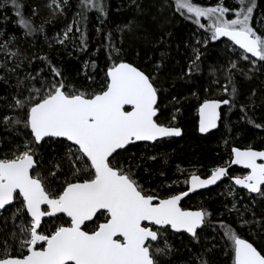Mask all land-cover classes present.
<instances>
[{
  "label": "snow or ice",
  "instance_id": "obj_1",
  "mask_svg": "<svg viewBox=\"0 0 264 264\" xmlns=\"http://www.w3.org/2000/svg\"><path fill=\"white\" fill-rule=\"evenodd\" d=\"M158 2L161 8L172 6L166 0ZM9 3L16 9L17 22L26 35L43 31V25L36 27L30 18L22 15L23 5L19 0H2L0 6ZM66 4L67 0H51L48 7L62 12ZM132 5L143 12L137 0H132ZM239 5L238 9H229L223 6L222 0L215 6L175 0L176 10L192 14L189 18L194 19L199 28H206L212 41L223 37L239 46L243 51L238 54L251 64L250 71L257 70L258 62L259 67L264 68V18L254 20L256 0H239ZM79 6L81 11L77 15L81 20L86 19L84 13L89 9L107 15L105 0H80ZM228 14L234 18L228 19ZM33 15H36L35 9ZM203 17H207L208 23H200ZM254 24L260 26L259 32ZM136 27L135 21H130L119 31L133 32ZM71 31L72 25H69L63 33L66 39ZM163 40L161 36L160 42ZM80 41L87 47L83 32ZM58 42L64 43L63 40ZM197 43L206 47L208 39ZM9 44L10 41L5 40L0 45V51L5 54L0 67L15 73L23 60L9 68L8 58H19L22 54L18 49L10 51ZM113 51L120 54L119 49L113 48ZM193 52L195 59L186 75L192 73L193 66L196 71L200 68L198 61L202 53L199 49ZM48 63L51 79L42 75L43 69L36 75L28 73L23 79L17 78L18 91L8 105L13 114L0 118L6 128L23 126L30 130L31 137L17 145L11 155L0 158V214L11 205L15 210L10 218L20 220L10 233L11 245L8 239L0 240V264H166V259L175 251L168 239L169 229L184 230L199 242L198 229L203 231L211 213L203 208H183L181 200L189 192L213 185L227 176V168L217 167L207 178L192 174L185 181L190 185L187 191L161 197L154 192L150 194L140 183L134 170L138 164L121 163L118 159L120 150H126L136 141H158L181 135L179 127L159 122L163 89L157 86L158 77L134 63L118 59L108 66L100 90L89 92L66 84L61 70ZM159 68L157 64L156 69ZM233 69L242 71L237 61H228L225 79L232 83L231 92L235 96ZM3 79L5 77L0 76V80ZM20 89L27 94L20 95ZM223 90L227 92L228 86L224 85ZM221 104H230V101L204 99L200 104L201 133L217 127ZM125 106H131V110H126ZM240 107L243 110L245 106ZM51 142L63 143L66 151L48 161L34 146L43 147ZM231 151L232 163L244 165L250 172L229 179H234L236 185L243 186L249 193L264 197V150L237 147ZM69 173L74 180L67 179ZM105 212L103 223L93 220L97 213L103 216ZM57 213L66 214L70 221L46 232L41 227L42 219ZM240 222L241 225L252 223L243 218ZM90 223L94 227H89ZM221 226L224 227L223 222ZM221 238L224 246L230 247L232 264H264V254H261L264 245L258 251L255 241L241 238L230 226ZM196 259L198 264H209L204 253Z\"/></svg>",
  "mask_w": 264,
  "mask_h": 264
},
{
  "label": "trees",
  "instance_id": "obj_2",
  "mask_svg": "<svg viewBox=\"0 0 264 264\" xmlns=\"http://www.w3.org/2000/svg\"><path fill=\"white\" fill-rule=\"evenodd\" d=\"M220 1L192 0L200 6H214ZM19 3L23 5L22 15L30 18L36 27L43 25V31L26 35L25 29L17 22L16 9L10 3L0 6V45L8 40L10 51L18 49L22 54L19 58L9 57L8 67L23 60L15 73L0 67V76L5 77L0 80V118L13 114L8 105L13 102V95L17 94L18 77L23 79L28 73L36 75L43 69L42 75L52 78L49 61L61 70L66 84L92 92L100 90L108 66L115 60L123 59L158 77L157 86L163 89L159 100V122L182 128L180 137L154 143H135L126 150H120L118 159L121 163L139 165L134 170L150 194L154 192L164 197L183 191L191 174L207 176L215 167L227 163L234 146L264 149V68H260L258 62L257 70L250 71L251 64L241 58L239 50H232L228 40L205 38L194 19L189 18L191 14L176 10L175 0H166L172 6L165 8L160 7L158 0H137L143 12L137 11L132 0H105L107 15L89 9L84 13L85 20L77 15L81 11L80 0H67L62 12L49 8L48 0H19ZM224 3L229 4V0H224ZM239 6L238 0L230 8L237 9ZM34 9L36 15H33ZM261 18H264V0H256L254 20ZM130 21H135L136 29L121 33L119 29ZM69 25H72V31L66 39L63 33ZM254 27L259 30L258 24ZM82 32L87 47H83L80 41ZM161 36L164 37L163 42H160ZM205 39H208L206 47L197 43ZM59 40L64 43H59ZM113 48L119 49L120 54ZM193 49L202 53L198 61L200 68L196 71L193 66L192 73L186 75L191 61L195 59ZM0 57L2 63L5 60L3 51H0ZM228 61H237L238 68L242 70H232V81L237 88L235 96L231 92L232 83L225 79L224 70ZM157 64L160 65L158 70ZM224 85L228 86L227 92L223 90ZM19 93L22 96L27 94L24 89H20ZM204 99H228L230 104L221 110L219 128L202 135L198 132L197 111ZM240 105L245 106L243 110ZM29 131L23 126L6 128L0 119V158L5 154L11 155L17 145L30 140ZM34 147L48 161L66 151L63 143L51 142L43 147ZM153 156L156 157L154 160L148 159ZM67 179L74 180V177L69 173ZM240 192L239 195L246 198L245 193ZM197 197L211 213L203 231H198L199 242L188 234L173 233L169 229L168 239L175 251L166 259V264H198L196 257L201 253L206 255L209 264H232L230 247H225L221 238L223 232L230 226L240 236L253 242L252 231L238 224L237 209L231 206L232 200L221 194L218 187L197 193L192 200ZM260 203L256 216L261 219V227L253 226L258 237L260 233L264 235V198ZM14 210L11 206L0 214V240L8 239L10 245L14 224L20 223L19 219L13 221L10 218ZM254 211L253 208L249 210L247 216ZM104 217L99 214L94 221L99 223ZM63 218L67 224V218ZM53 221L51 219L47 224L51 226ZM89 227H94V224L90 223ZM49 228L44 230L47 232ZM254 244L261 249L257 241Z\"/></svg>",
  "mask_w": 264,
  "mask_h": 264
},
{
  "label": "rangeland",
  "instance_id": "obj_3",
  "mask_svg": "<svg viewBox=\"0 0 264 264\" xmlns=\"http://www.w3.org/2000/svg\"><path fill=\"white\" fill-rule=\"evenodd\" d=\"M235 2H238V0H229V4L224 3V0H222L223 6L229 8V9H231L230 5H233ZM48 3L50 4L51 0H48ZM53 7H55V6L53 5ZM227 18L231 19V18H234V17L231 14H228ZM200 23H203V24L208 23L207 17L200 18ZM199 31L202 33V35L205 38L206 37L210 38V33L207 31L206 28L205 29L199 28ZM257 31L258 32L260 31V26H259V30H257ZM232 47H233V49L232 48L231 49L234 50V51L235 50H239L237 47H236V49H234L235 46L233 44H232ZM239 51L242 52L241 50H239ZM249 57L251 58V56H249ZM0 59H1V57H0ZM239 175H244V174L241 173ZM218 189H219L221 194L225 195L226 198L232 200L231 206H233L235 204V208L234 209L235 210L237 209V211H238V215H237L238 216L237 217L238 218V224L240 226H243V227L247 228L248 230L250 229L252 231V233L250 235L253 236L254 240L257 241L260 246L264 245V235L262 233H260V236L258 237L257 231H254V228H253V226L259 227V228L261 227V219L256 216V213L258 211H260L259 208H260V205H261V203H260L261 202V198H264V197L258 196V198L257 197L256 198H251V197L244 198L243 196L239 195V192L237 191V189L235 188V186H234V184L232 182H224L222 185H220L218 187ZM229 193H232V194L230 195ZM200 201H201L200 198L198 199V197H197L194 200H189L188 203H192L191 204L192 206L201 207ZM252 208L256 210V211H254L255 213H250L251 215L247 216V213ZM253 214H255V215H253ZM241 218H243L244 220L251 221L252 223H250L248 225H241V222H240ZM51 219H53L54 221L52 222V225L49 226L47 224V222L49 223V220H51ZM66 222H67L66 219H64L62 215H59V216H56L54 218L45 219L41 227L43 229L45 227H50L49 228V230H50L55 225H59L61 223L66 225Z\"/></svg>",
  "mask_w": 264,
  "mask_h": 264
},
{
  "label": "water",
  "instance_id": "obj_4",
  "mask_svg": "<svg viewBox=\"0 0 264 264\" xmlns=\"http://www.w3.org/2000/svg\"><path fill=\"white\" fill-rule=\"evenodd\" d=\"M220 39H226V40H228L227 38H220ZM230 42V41H229ZM231 43V42H230ZM235 47H237L238 49H239V46H235ZM240 50V49H239ZM241 51H243V50H241ZM249 56H251V54H248ZM224 100H228V99H224ZM227 105H229V104H221V106H220V108L218 109V112L220 113V119H218V121H217V127L216 128H214V129H209V131L208 132H206V133H201L200 131H199V122H200V113H199V108H198V112H197V115H198V132L200 133V134H202V135H205V134H207V133H209V132H212V131H215V130H217L218 128H219V125H220V121H221V115H222V108L223 107H225V106H227ZM125 108H126V110H131V106H125ZM159 114V113H158ZM166 125V124H165ZM167 126H172V125H167ZM172 127H179V126H172ZM180 129H181V135H182V128L181 127H179ZM180 135V136H181ZM180 136H172V137H180ZM165 138H170V137H163V138H159L158 139V141L159 140H162V139H165ZM55 139H63V138H55ZM154 142H156V141H136V142H134V143H132V144H135V143H154ZM69 143H71V142H69ZM131 145V144H130ZM129 146V145H128ZM127 146V147H128ZM233 148H237V146H235V147H233ZM238 148H241V147H238ZM242 150L243 149H246V148H241ZM252 149H254V150H257V151H260V150H264V149H255V148H252ZM232 150V149H231ZM231 154H232V159H231V162L228 164V165H225V166H220V167H226L227 168V170L229 171L232 167H234V166H238V167H240V168H243L244 170H246L247 171V174L250 172V169H248V168H246L244 165H240V164H235V163H232V160L234 159V154L232 153V151H231ZM259 162H262V161H259L258 160V163ZM215 170V169H214ZM213 170V171H214ZM212 171V172H213ZM246 174V175H247ZM196 175H199V174H196ZM211 175V174H210ZM210 175H208V176H210ZM229 175V174H228ZM227 175V176H228ZM201 178H207V177H203V176H201V175H199ZM227 176H225V177H223V178H221V180H218L215 184H213V185H208V186H206V187H204V188H200V189H197L195 192H197V191H200V190H203V189H207V188H210V187H214V186H216V185H218L220 182H222ZM235 177H237V176H235ZM239 177H243V176H239ZM233 181H234V179H233ZM235 183V182H234ZM236 185V184H235ZM190 186V185H189ZM238 187H243V186H241V185H237ZM244 188V187H243ZM246 189V188H245ZM195 192H189V194L186 196V197H188L190 194H192V193H195ZM252 194H256V193H252ZM186 197H184L183 199H185ZM182 199V200H183ZM181 200V201H182ZM15 203V202H14ZM8 207H11V205H9V206H6V208H8ZM42 207H44V209L45 210H47V207L46 206H42ZM182 207V206H181ZM191 210H198V209H191ZM99 213H97V215H98ZM59 215H62V216H64V217H66L67 219H68V221H70V218H68L67 217V215L66 214H64V213H57L55 216H53V217H44L43 219H42V224H43V222H44V220L45 219H48V218H54V217H56V216H59ZM97 217V216H96ZM96 217H94L93 218V220L96 218ZM101 223H103V222H101ZM147 223V222H146ZM42 224H41V226H42ZM171 230V229H170ZM172 232H175V233H185V234H188L189 236H191V234H189V233H187V232H185L184 230H180V231H176V230H171ZM198 231H199V229H198ZM241 238H244V239H247V238H245V237H242L241 236ZM247 240H249V239H247ZM249 242H252V241H250L249 240ZM254 246L255 247H257L255 244H254ZM257 249H258V251L260 250L258 247H257ZM261 254H263V253H261Z\"/></svg>",
  "mask_w": 264,
  "mask_h": 264
},
{
  "label": "flooded vegetation",
  "instance_id": "obj_5",
  "mask_svg": "<svg viewBox=\"0 0 264 264\" xmlns=\"http://www.w3.org/2000/svg\"><path fill=\"white\" fill-rule=\"evenodd\" d=\"M231 159H232V154H231V158L227 161V163H225L224 165H221V166H225V165H228L230 162H231ZM218 167H220V166H218ZM215 168H217V167H215ZM214 168V169H215ZM213 169V170H214ZM212 170V171H213ZM234 170H236L235 172H234ZM212 171H211V173H212ZM210 173V174H211ZM241 173H243L244 175H239V174H241ZM209 174V175H210ZM228 176L222 181V182H220L218 185H216V186H214V187H210V188H216V187H219L220 185H222L224 182H232L233 184H234V186H235V188L237 189V191L239 192V194L241 193L240 191H243L245 194H244V196H246V198L247 197H251V198H258V196H260L259 194H252V193H249L248 192V190L247 189H245V188H243V187H238L237 185H235V183H234V181H233V179H229V177H235V176H245L246 174H247V171L246 170H244L243 168H240V167H238V166H234V167H232L229 171H228ZM192 175V174H191ZM190 175V176H191ZM189 176V177H190ZM208 176V175H207ZM207 176H203V177H207ZM189 177H188V179H189ZM187 179V180H188ZM188 187H189V184L188 183H186V187H185V189L183 190V191H179V192H176V193H173V194H179L180 192H184V191H187V189H188ZM209 188H207V189H203V190H200V191H197V192H195V193H192V194H190L188 197H186L185 199H183L182 201H181V206L183 207V208H187V209H201V208H203V209H205V210H208L205 206H203L202 204H201V207H196V206H192L191 204L192 203H189L188 204V202H189V200H192V197L195 195V194H197V193H200V192H203V191H205V190H208ZM191 198V199H190ZM263 198H261V200H262ZM8 208H10V207H8ZM7 209V208H6ZM100 214V213H99ZM98 214V215H99ZM97 215V216H98ZM104 216L106 217L107 216V213L105 212L104 213ZM105 217H104V220H105ZM66 218V217H65ZM209 218V217H208ZM208 218H206V220L208 219ZM96 219V218H95ZM94 219V220H95ZM104 220L103 221H101V222H104ZM69 222V221H68ZM101 222H99V223H101ZM173 233H175V232H173ZM251 241V240H250Z\"/></svg>",
  "mask_w": 264,
  "mask_h": 264
},
{
  "label": "bare ground",
  "instance_id": "obj_6",
  "mask_svg": "<svg viewBox=\"0 0 264 264\" xmlns=\"http://www.w3.org/2000/svg\"><path fill=\"white\" fill-rule=\"evenodd\" d=\"M198 112V111H197ZM235 147V146H234ZM233 148V147H232Z\"/></svg>",
  "mask_w": 264,
  "mask_h": 264
}]
</instances>
